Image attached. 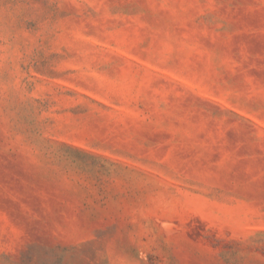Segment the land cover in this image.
Instances as JSON below:
<instances>
[{"label":"rangeland","instance_id":"rangeland-1","mask_svg":"<svg viewBox=\"0 0 264 264\" xmlns=\"http://www.w3.org/2000/svg\"><path fill=\"white\" fill-rule=\"evenodd\" d=\"M0 264H264V0H0Z\"/></svg>","mask_w":264,"mask_h":264}]
</instances>
